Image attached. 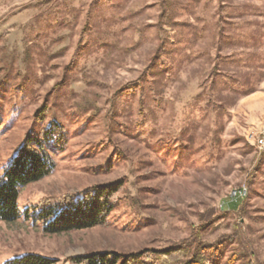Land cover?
Here are the masks:
<instances>
[{
	"label": "rangeland",
	"instance_id": "1",
	"mask_svg": "<svg viewBox=\"0 0 264 264\" xmlns=\"http://www.w3.org/2000/svg\"><path fill=\"white\" fill-rule=\"evenodd\" d=\"M51 126L63 144L43 141L52 170L0 221V264H264V0H0V172ZM103 185L117 192L102 225L31 218Z\"/></svg>",
	"mask_w": 264,
	"mask_h": 264
},
{
	"label": "trees",
	"instance_id": "2",
	"mask_svg": "<svg viewBox=\"0 0 264 264\" xmlns=\"http://www.w3.org/2000/svg\"><path fill=\"white\" fill-rule=\"evenodd\" d=\"M52 126L61 128L60 125ZM52 126L39 133L26 137L10 162L0 172V221L13 223L20 218L21 212L17 199L21 188L48 175L54 164L43 146V141L55 138L56 144H63L62 134L52 135ZM117 192L112 185L95 186L80 194H63L43 198L33 207L31 218L42 224L48 233H60L102 225L111 210V200ZM234 206V205H233ZM163 257L175 260L170 250L160 252ZM133 257L119 258L107 252H92L71 258L69 264H136ZM6 264H52L44 257L25 254L13 258Z\"/></svg>",
	"mask_w": 264,
	"mask_h": 264
},
{
	"label": "built area",
	"instance_id": "3",
	"mask_svg": "<svg viewBox=\"0 0 264 264\" xmlns=\"http://www.w3.org/2000/svg\"><path fill=\"white\" fill-rule=\"evenodd\" d=\"M258 145H262V139L257 140ZM247 188L245 186H240L238 188H233L229 194V198L232 202H237L240 199H244L247 195Z\"/></svg>",
	"mask_w": 264,
	"mask_h": 264
}]
</instances>
